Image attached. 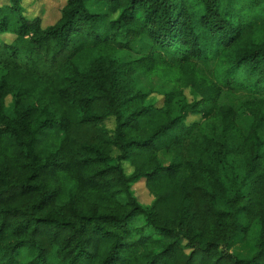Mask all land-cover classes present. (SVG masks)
I'll return each mask as SVG.
<instances>
[{"label":"trees","instance_id":"trees-1","mask_svg":"<svg viewBox=\"0 0 264 264\" xmlns=\"http://www.w3.org/2000/svg\"><path fill=\"white\" fill-rule=\"evenodd\" d=\"M0 264H264V0H0Z\"/></svg>","mask_w":264,"mask_h":264},{"label":"rangeland","instance_id":"rangeland-1","mask_svg":"<svg viewBox=\"0 0 264 264\" xmlns=\"http://www.w3.org/2000/svg\"><path fill=\"white\" fill-rule=\"evenodd\" d=\"M65 0H23L24 4L27 6L28 12L30 14H39L42 17L44 24L53 23L59 17V9ZM4 39L8 40L9 36H3ZM145 42L139 41L132 45L131 50L128 52L130 57H135L138 52L144 51ZM139 85L144 88H154L160 90H167L172 87V85L164 79L152 76L149 79L143 76L137 77ZM106 125L109 129L114 127V121L109 118L106 121ZM126 172H130L131 169L127 164H124ZM135 194L138 199L147 204L151 200V196L147 192L143 181L138 182L134 185Z\"/></svg>","mask_w":264,"mask_h":264}]
</instances>
